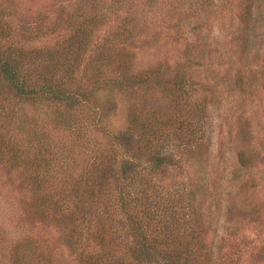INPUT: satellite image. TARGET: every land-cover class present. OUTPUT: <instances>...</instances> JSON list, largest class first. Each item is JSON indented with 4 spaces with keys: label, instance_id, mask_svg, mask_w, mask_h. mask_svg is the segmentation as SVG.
<instances>
[{
    "label": "rangeland",
    "instance_id": "obj_1",
    "mask_svg": "<svg viewBox=\"0 0 264 264\" xmlns=\"http://www.w3.org/2000/svg\"><path fill=\"white\" fill-rule=\"evenodd\" d=\"M84 1L87 0H0V21L15 28L13 44H23L25 51L29 49L38 54L31 65L37 68V61L42 59L38 65L50 72L53 64L64 57L66 39L73 35L78 8ZM247 3L252 4L254 15L259 19L254 22L256 30L250 32V41L244 47L233 42L231 29L234 21L238 23V14ZM88 5L87 9L98 7L102 13L94 28L97 42L108 37L111 44L101 41L99 48H89L76 66L75 80L69 81L72 87L91 90L90 100L98 111L90 116H95L103 125L98 130L87 129L85 136L104 142V154H108L110 140L104 132H120L150 111L168 118L169 123L176 120L170 130L181 121L190 123V131L199 139V156L191 157L187 164L191 162L189 169L194 172L190 177L199 176L204 185L196 200L199 222L211 232L217 228L218 234H226L230 227L235 233L228 238L232 256H238L243 264H264V256L260 255L264 246V77H261L264 0H92ZM22 25L28 28L21 31ZM35 45L42 48L34 51ZM243 48L248 50V55L240 53ZM246 58L253 62L248 64ZM127 67V73L121 71ZM156 67L162 76L152 77V83L143 89L111 91L113 86L109 81L113 78L127 76L130 80H142ZM183 72L188 76L192 74L193 78L190 79L192 84L187 85V104L176 102L169 93L172 80ZM237 80L244 83V92L238 90ZM1 91L5 92L3 88ZM5 102L9 104L6 112L0 102V131L13 130L10 119L19 113L26 123L34 126L32 118L39 113L34 115L32 106L12 95ZM45 122V139L52 138V144L69 145L70 152H75L80 160L79 166L69 174L61 172V157L53 162L56 178L50 185L57 187L59 193L72 185L83 166H89L92 151L85 140L77 138L73 132L52 128L49 119ZM190 131H182L183 144L190 137ZM177 141L170 139L173 144ZM22 149L24 153L28 150L25 145ZM241 151L249 158L247 164L251 166L246 168L241 163L242 158L238 156ZM124 152L119 145L118 156ZM139 154L145 155V152ZM141 159L144 164L142 156ZM31 169L32 166H28L21 174L17 168L11 178L0 164V264H11L9 256L15 242L25 241V238L38 240L39 244L32 243L35 253L43 249L54 255L52 261L44 259L37 264H79L74 259L77 250L64 245L55 224L36 216L40 205L34 200L37 194L29 184L26 187L19 184L18 179L26 177ZM139 169L141 167L137 171ZM143 174V178L152 181L155 178L163 193L173 191L175 177L179 182L186 180L185 173L179 170L157 174L143 170ZM121 182H125L123 178L117 180L119 190ZM71 195L75 200L74 194ZM112 203L116 208L114 197L104 207L110 211ZM96 206L93 213L102 209L101 204ZM103 217L91 218V241L96 240V233H108L110 221ZM81 239V246L86 245V230Z\"/></svg>",
    "mask_w": 264,
    "mask_h": 264
},
{
    "label": "trees",
    "instance_id": "obj_2",
    "mask_svg": "<svg viewBox=\"0 0 264 264\" xmlns=\"http://www.w3.org/2000/svg\"><path fill=\"white\" fill-rule=\"evenodd\" d=\"M90 1L80 3L73 35L66 39L68 43L64 57L53 64L50 72H45L44 66L38 65L42 59L37 61V68L31 65L38 54L31 53L29 49L25 51L23 44H13L15 28L10 23L0 21V90H5L0 92L1 109L6 112L9 104L5 101L12 95L18 101L32 106L34 115L39 113L32 118L34 126L30 122L26 123L24 116L19 113V116L13 115L10 119L13 130L0 131L1 166L8 170L11 178H14L13 173L17 168L22 174L24 168L32 166L26 177L18 179V182L22 187L29 184L33 193L37 194L34 200L40 205L36 216L41 221L55 224L60 234L58 237L64 241V245L77 250L74 259L79 264H243L238 256H232L231 247L228 249V238L235 235L233 229L227 227L226 234H218L217 228L211 232L199 222L196 214L199 204L196 200L197 193L204 185L199 181V176L190 177L194 172L189 169L191 162L187 164L191 157L199 156V139L190 131V123L181 121L174 130H170V125L176 120L169 123L168 118L150 111L144 118L134 119L120 132H104L110 140L108 154H104V142L92 141L89 135L85 136L87 129L98 130L103 125L95 116H90L98 111L93 106V100H90L91 90L72 87L69 81L75 80L76 66L89 48H99L101 41L111 44L108 37L97 42L98 35L94 33V28L100 22L98 17L102 13L98 7L87 9ZM0 7L2 9V4ZM238 18V23L234 21L231 29L233 42L246 47L250 34L256 30L254 22L259 18L254 15L251 3L245 5ZM27 28L22 25L19 29L24 31ZM41 48L33 46L34 51ZM240 53L248 55V50L243 48ZM245 60L248 64L253 62L250 58ZM127 68L121 71L127 73L130 67ZM96 74L101 76L100 72ZM261 74L263 78L264 68ZM149 75L142 80L115 77L109 81L113 86L111 91L115 93L132 87L143 89L152 83V77L162 76L157 67ZM190 79H193L192 74L188 76L183 72L172 80L169 93L176 102L189 103L187 85L192 84ZM237 85L239 91H245L243 82L237 80ZM41 114L43 117H40ZM45 119H49L52 128L65 129L85 140L92 151L89 166H83L75 175L72 185L68 189L62 188L59 193L57 187L50 185V181L56 178L53 162L61 157V172L69 174L71 169L79 166L80 160L75 152H70L72 149L69 145L63 142L52 144V138L45 139ZM183 130L190 131V137L184 144V140L180 139ZM23 137L26 138L23 140ZM174 138L179 140L177 144L170 142ZM23 145L28 149L26 153L22 149ZM119 145L125 151L120 157L117 154ZM143 151L145 155L139 156L138 153ZM238 156L242 158L244 167L251 166L247 164L249 158L244 152L241 151ZM138 167L145 173L155 174L179 170L185 173L186 180L179 182L175 177L172 180L175 185L173 191L163 193L155 178L153 181L143 178V170L137 171ZM120 178L125 182H121L122 188L119 190L117 180ZM113 197L117 206L115 208L112 203L108 211L104 206ZM97 204H101L102 209L93 213ZM92 217L97 220L109 218L110 221L108 233H96L94 241L90 240ZM114 222L118 225L115 226ZM85 230L88 242L81 246ZM24 240L15 242L14 251L9 256L11 264H37V261L44 259L52 261L54 255L48 251L42 249L38 253L34 252L32 243L39 244L36 238ZM260 255L264 256V246Z\"/></svg>",
    "mask_w": 264,
    "mask_h": 264
}]
</instances>
